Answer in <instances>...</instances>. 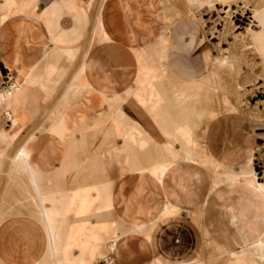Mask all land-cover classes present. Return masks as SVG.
Wrapping results in <instances>:
<instances>
[{
  "label": "crops",
  "instance_id": "0c3cea01",
  "mask_svg": "<svg viewBox=\"0 0 264 264\" xmlns=\"http://www.w3.org/2000/svg\"><path fill=\"white\" fill-rule=\"evenodd\" d=\"M187 11L182 0H0V86L14 81L0 107V176L6 173L25 187V173L15 168L14 160L30 137L35 161L53 160L54 174H69L74 160L82 164L81 174H89V151L84 159L77 158L89 137L93 140L105 130L111 111L125 148L142 150L149 145L138 153L139 163L148 171L163 161L168 165L165 184L137 171L114 181V213L142 229L141 234L121 235L112 250L104 247L102 253L112 261L105 264H188L201 251L200 240L207 233L218 244L234 247L249 238L248 227L264 228V203L250 188L253 185L241 182L242 165L206 198L211 181L205 170L235 166L229 133L235 121L247 118L232 103L225 102L218 113L217 97L197 89L211 73L214 55L203 34L183 22ZM89 35L94 42L72 71L62 107L48 125L49 138L39 140L50 143L49 151L34 132L26 138L25 133L41 122L37 117L45 109L41 95L52 92L53 81L67 73ZM78 74L81 82L75 81ZM165 76L175 81L174 89ZM138 92L151 97L147 109L128 98ZM182 95L193 98L181 101ZM123 99L130 101L122 107ZM126 114L133 120L130 125ZM248 121L238 123L247 135L246 159L264 140V123ZM186 125L191 130L189 147ZM19 142L16 150L10 149ZM59 144L82 145L81 152L72 156L68 146H54ZM6 164L8 170L3 169ZM203 165L211 168L203 171ZM256 183L264 187L258 178ZM125 186L130 190L126 192ZM173 206L178 211L164 216L165 208ZM151 225L150 235H145ZM49 248L45 227L30 214L0 221V264H43Z\"/></svg>",
  "mask_w": 264,
  "mask_h": 264
},
{
  "label": "rangeland",
  "instance_id": "374dc122",
  "mask_svg": "<svg viewBox=\"0 0 264 264\" xmlns=\"http://www.w3.org/2000/svg\"><path fill=\"white\" fill-rule=\"evenodd\" d=\"M262 4H264V0H236L227 4H215L214 7L196 6L193 11L186 5L188 11L183 17V22L186 21L185 23L190 25L192 29L203 34L204 40L211 47L214 55L213 69L197 89L211 91L217 97L218 113L224 107L225 102L227 104L232 103L237 105L247 118L235 121L234 129L232 128L233 130L229 133L230 139H232L231 145L233 146L235 166L212 167L213 171L205 170L211 181L206 198L213 188H216L218 184L225 180L228 174L235 173V170L246 162V143L244 139L247 135H244L245 132L243 131L245 130L241 131L238 123L246 124L249 122L248 119L252 124L264 123V61L262 57L257 56L256 46L253 45L252 40L249 41V38L244 37L248 29L254 32L261 31L260 20L255 17L254 12ZM90 35L88 39L82 40L84 45L79 47L67 73L62 74L63 76L53 81L54 88L52 92L41 95L40 101L43 108H45L43 111L38 112L37 117L41 119V122L37 126L29 127L25 133V138L33 132L37 135L38 141L42 137L49 138L48 125L53 120L55 112L62 107L71 82L72 71L74 72L77 69L82 55L89 44L94 42V40H90ZM224 57L230 58L227 63H221ZM165 80L174 89L173 86H176V83L172 77L166 79L165 76ZM75 81L81 82L80 74L75 77ZM145 98L146 101L143 107L147 109L151 106V97L146 96ZM191 98L193 97L189 95L179 97L181 101H188ZM127 99L122 100V107L125 102L129 101ZM92 101H95V99L93 98ZM126 117L128 124H132L133 120L127 114ZM114 118L116 117L111 111L109 119L105 121V130L99 131V134H96L93 140L92 136L89 137L90 142L88 145H84V153H81L80 157L77 158L84 159L89 151L91 157L89 160V174H81L85 171L82 169L81 163L76 165L77 160H74L73 166L68 167L69 174H54L53 160L35 161V145L31 142L34 140L33 137H30L26 140L25 145L18 150L16 157L24 150L31 154L38 171L37 187L30 183L26 174L24 175L25 187L17 186L16 182L6 173L0 176V221L14 214L25 213L37 218L45 226L46 223L41 216L40 208L44 206L49 214L50 225L56 231L57 245L55 254L49 248L43 264H52L55 258L61 260L63 264H105L109 259L102 253L104 247L110 250V245L123 232L142 229L124 223L114 213V181L127 171L147 174L152 179L164 184L166 179L170 177L168 165L164 161L158 169L149 171L143 164L139 163L136 159L138 153L147 151L149 145L142 150L129 145H126L125 148L124 139L119 133V128H114ZM186 127L189 129L186 125L185 130ZM249 135L248 138H251ZM188 136V138H185V142H187V146H190V141H192L190 129ZM121 139L123 144H121ZM21 143L14 144L10 149L16 150ZM40 144L49 151L52 149L48 141ZM36 146L39 153L40 145L37 143ZM54 146H68V149H71L69 152L72 153V156H75L77 151L81 152L82 147V145L60 144ZM139 146L144 148L145 143L141 141ZM187 149L189 150V148ZM99 156H102L101 160L97 158ZM54 163H58V160H54ZM59 163H62V161L59 160ZM86 163L85 160L84 167ZM7 166L6 164L3 169L8 170ZM252 166L258 181L264 185V140L254 152ZM209 167L211 168V166L205 167L203 165L202 170L204 171L205 168ZM26 187L29 188L31 194L28 193ZM68 187H70L69 191L67 190ZM130 188L131 186H125L126 192ZM40 190L43 194L42 198ZM206 198L202 202V206ZM184 200H187L186 196ZM173 209L175 212L178 211L177 207ZM186 213H189V209H186ZM152 227L151 225L145 228L143 232H148L147 235L149 236ZM262 231L264 232V228H262ZM208 236L207 233V238L200 240L199 250L201 251L190 264H217L220 262L226 264V258L221 255L226 251L227 246L218 244ZM241 245L242 243L239 241L230 249L235 251ZM108 257H113L112 252H109Z\"/></svg>",
  "mask_w": 264,
  "mask_h": 264
},
{
  "label": "bare ground",
  "instance_id": "6f19581e",
  "mask_svg": "<svg viewBox=\"0 0 264 264\" xmlns=\"http://www.w3.org/2000/svg\"><path fill=\"white\" fill-rule=\"evenodd\" d=\"M233 1H236V0H182V2L185 3L189 8H191L193 5H196L199 7H203V6L214 7V5L216 3L227 4V3H231ZM254 15L256 18H258L260 20V25L262 26V29L260 28L261 31H257V32H254V31L248 29L246 34L244 35V37L249 38V41H250V39L252 40L253 45L256 46V50L255 49L254 50L256 51L257 56L262 57L263 61H264V4H262L258 9L255 10ZM229 59H230L229 57H224L221 60V63H227L229 61ZM11 93L3 95L4 99H3V102L0 104L1 108L5 106L6 98ZM146 96L147 95H145L144 93L138 92L137 94L133 93L128 98L129 99L134 98L141 106H143L145 104V101H146V98H145ZM182 96H184V95H182ZM189 129L186 127V131L187 130L189 131ZM188 131H187V133H188ZM189 136H190V133H189ZM255 151H256V149L252 150V152L247 157L246 162L244 164H242L241 174L239 175V177H241L242 183H245L246 185H253V187H250V188L254 189L255 196L257 198H260L261 201H263V203H264V187L262 185H259L256 183L257 175L255 173V170L253 169V166H252V159L254 157ZM190 152H192V151H190ZM14 165L18 171H21L27 175L30 183L34 187H37L36 183H37L38 171L36 170V164L32 160L31 154L28 151L24 150V152L19 153V155L16 157V160L14 161ZM26 190L28 191L29 194H31L28 187H26ZM67 190L69 191L70 187H68ZM40 195L42 198L43 194H42L41 190H40ZM65 198H67V196H65ZM173 208H175V206H173L169 209L168 208L165 209V211L163 212V215L165 216V215L173 213L175 211ZM40 213H41L43 220L46 223V225L44 227L46 229V232H47V235L49 238L50 250L53 254H55L56 253L55 247L57 245L56 231L54 230L52 225H50L49 214L44 209V206L40 208ZM60 216H61V214H60ZM248 231L251 232V234L248 235L249 238L241 240L242 245L240 248L236 249L235 251H231V249H230L231 247H227L226 251L221 255V256H223V258H226V260H225L226 264H264V232L262 231V227H259V228L258 227H254V228L248 227ZM139 232H140L139 234H141V231H139ZM125 233H127V232H123L121 235H123ZM129 233H130V231H129ZM143 233L145 235H147L148 232H143ZM115 235H117V234H115ZM115 235H114V237H115ZM150 237H152V236H150ZM145 239H146V237H145ZM150 239H152V238H150ZM113 246H115L114 243L110 245L109 249L112 250ZM82 253H84V252H82ZM85 253H87V252H85ZM92 258H95V257H92ZM45 259H46V257H44L43 261ZM111 262H112L111 260L106 261V263H111ZM190 262L191 261L186 262V263L190 264ZM157 263L159 264V261ZM52 264H63V263L61 260H58L57 258H55Z\"/></svg>",
  "mask_w": 264,
  "mask_h": 264
},
{
  "label": "built area",
  "instance_id": "2783aa9c",
  "mask_svg": "<svg viewBox=\"0 0 264 264\" xmlns=\"http://www.w3.org/2000/svg\"><path fill=\"white\" fill-rule=\"evenodd\" d=\"M14 81L13 78H11L7 82H3L0 86V104L3 102V95L9 94L13 90ZM6 116H8V113H6Z\"/></svg>",
  "mask_w": 264,
  "mask_h": 264
}]
</instances>
